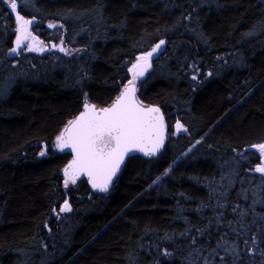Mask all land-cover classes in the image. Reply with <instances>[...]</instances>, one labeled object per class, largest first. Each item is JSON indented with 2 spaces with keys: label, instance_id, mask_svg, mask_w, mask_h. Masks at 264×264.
<instances>
[{
  "label": "trees",
  "instance_id": "16d2710c",
  "mask_svg": "<svg viewBox=\"0 0 264 264\" xmlns=\"http://www.w3.org/2000/svg\"><path fill=\"white\" fill-rule=\"evenodd\" d=\"M17 4L72 53L12 57L16 16L0 2V264H264V0ZM161 40L138 96L187 133L130 158L107 195L65 188L57 136L86 102L109 105Z\"/></svg>",
  "mask_w": 264,
  "mask_h": 264
},
{
  "label": "snow or ice",
  "instance_id": "6c2138e0",
  "mask_svg": "<svg viewBox=\"0 0 264 264\" xmlns=\"http://www.w3.org/2000/svg\"><path fill=\"white\" fill-rule=\"evenodd\" d=\"M0 2L8 3L11 11L17 12V0ZM22 2L31 3V0ZM16 23L19 25L16 29L19 34L16 36L12 53L19 54L25 47L29 52L48 50L43 42L37 40L29 31V26L33 24L32 19H25L17 13ZM49 27L55 25L50 24ZM28 40L31 43L25 44ZM162 44L163 40L152 51L138 57L137 62L128 69L132 73V79L128 81V86L111 107L97 110L95 105L86 102L84 111L75 119L68 121L63 132L57 136L56 147L61 151L70 148L75 154L71 164L64 169L65 188L69 183L75 184L80 175H86L93 189L107 192L128 153L140 151L146 156H151L159 150L164 138V117L158 107L145 108L136 99V81L151 67L150 59ZM52 47L55 48L56 45ZM59 50L65 51L63 47ZM175 127L177 131H187L179 121ZM254 147L264 154V143ZM40 155H45V152H41ZM256 171L264 174V166L256 168ZM70 211L71 207L65 200L63 206L59 208V213Z\"/></svg>",
  "mask_w": 264,
  "mask_h": 264
},
{
  "label": "water",
  "instance_id": "95a60500",
  "mask_svg": "<svg viewBox=\"0 0 264 264\" xmlns=\"http://www.w3.org/2000/svg\"><path fill=\"white\" fill-rule=\"evenodd\" d=\"M16 15H17V14H15V16H16ZM166 44H167V42H164V44H162V45L160 46V49L163 50V49L165 48ZM161 50H158L156 53L153 54V56H152L151 59H150L151 67H149V68L145 71V73H144V75H143L142 77H138V78H137V81H136V99H137V100H138V101H139V102H140L145 108H147V107H158V108L160 109V114L163 115V117H164V138H163V143H162L161 147L159 148V150L156 152L155 155L146 156V155H144L143 152H140V151H134V152H130V153H128V154L125 156L123 163L120 165V168H119V170L117 171L116 175L113 177V179H112V183L109 185V187H108V191H107V192H100V191H98V190H96V189H93L91 183H90L89 180H88V177H87L86 175H80V176L78 177V179L76 180V182H78V181H82V180H86V182L88 183V185H89V187H90V190H91V192H92L93 194H96V195H107L108 193H110L111 190L114 188V186H115V184H116L118 178H119L120 175L122 174V172H123V170H124V168H125V166H126L128 160H129L130 158L135 157V156H140V157H142V158H144V159H146V160H153V159L158 158V157L164 152V150H165V148H166V146H167V143H168V141H169V139H170V134H169L168 123H167L166 116H165V113H164L163 109H162L159 105L147 104V103L143 102L142 100H140V98H139V96H138V87H137V84H138V83H142V82H144V81L147 79V75H148V73L153 69V60H155V59L159 56ZM131 79H132V73H130V80H131ZM126 86H128V84H127ZM126 86H125V87H126ZM125 87H124V88H125ZM124 88L122 89V91L120 92V94H119L117 97H119V96L121 95V93L123 92ZM117 97H116V98H115V99H114L109 105H107V106H100V105L94 104V103H92V102H87V103L90 104V105H95L96 109H97V110H100V109L105 108V107H111L112 104L115 103ZM83 111H84V106H83V109H82V111L80 112V114H81ZM80 114H78L77 116H79ZM77 116H76V117H77ZM76 117H75V118H76ZM75 118H73V119H75ZM73 119H72V120H73ZM180 123H181V122H180ZM181 124H182V123H181ZM175 125H176V124H175ZM174 129H175V133H177L178 135H182V131H177L175 126H174ZM149 147H150V145H149ZM63 151H64L65 153H68V154L71 155V160H70V162H69V164H71V162H72L73 159L75 158V154L72 152V150H71L70 148H66V149H64ZM262 163H263V166H264V156H263V158H262ZM69 164H68V165H69ZM68 165H67V167H68ZM67 167H66V168H67Z\"/></svg>",
  "mask_w": 264,
  "mask_h": 264
},
{
  "label": "rangeland",
  "instance_id": "374dc122",
  "mask_svg": "<svg viewBox=\"0 0 264 264\" xmlns=\"http://www.w3.org/2000/svg\"><path fill=\"white\" fill-rule=\"evenodd\" d=\"M33 25H34V21H33V24L29 26V31L32 32V35H34V36L37 38V40L42 41V40H41L37 35H35V33L33 32V29H32V26H33ZM18 26H19V25L17 24L16 29L18 28ZM16 29H15V30H16ZM18 34H19V33L16 31V36H17ZM15 40H16V39H15ZM42 42H43V41H42ZM28 43H31V41H30V40L25 41V44H28ZM43 45L46 46V48H47L48 50H50L51 48H54V47H52L50 44H48V43H46V42H43ZM14 47H15V43H14ZM61 47H63V48L65 49V51H63L64 53H66V54H71V53H72L69 49H67L66 47H64L63 44L56 45V47H55L56 51H60L59 49H60ZM46 51H47V50H46ZM25 52H29V51H27L26 47H25V48H22L19 54L12 53V51H11L10 54H12V57L19 58V57L21 56V54H22V53H25ZM33 53H41V52H39V51H33ZM137 85H139V84H137ZM175 124H176V123H175ZM175 124H174V126H175ZM174 126H173V128H174ZM184 128H185V127H184ZM181 131H182V130H181ZM186 133H187V131H182V134H186ZM178 136H179V135H178L177 133H175V132H174V129H173V132L171 133V138H175V139H177ZM192 149H193V147H191L187 152H185V155H188V154L192 151ZM262 155H263V154H262ZM168 172H169V171L165 172V173H164V176H166V175L168 174Z\"/></svg>",
  "mask_w": 264,
  "mask_h": 264
}]
</instances>
